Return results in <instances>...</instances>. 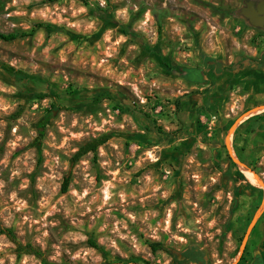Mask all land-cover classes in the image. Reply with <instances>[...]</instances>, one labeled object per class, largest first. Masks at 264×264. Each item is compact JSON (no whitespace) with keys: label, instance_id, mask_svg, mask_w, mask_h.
<instances>
[{"label":"rangeland","instance_id":"obj_1","mask_svg":"<svg viewBox=\"0 0 264 264\" xmlns=\"http://www.w3.org/2000/svg\"><path fill=\"white\" fill-rule=\"evenodd\" d=\"M246 6L0 0L19 36L0 63L29 76L0 66L1 224L62 264H264V29ZM15 249L0 235V264H41Z\"/></svg>","mask_w":264,"mask_h":264},{"label":"trees","instance_id":"obj_2","mask_svg":"<svg viewBox=\"0 0 264 264\" xmlns=\"http://www.w3.org/2000/svg\"><path fill=\"white\" fill-rule=\"evenodd\" d=\"M48 1H53V0H48ZM18 37H19L18 34H14V33L7 34V35L6 34H0V39L5 40V41H14ZM0 66L8 74L17 77L18 79H22L21 77H24V78L29 77L28 74H24L21 71H17L15 68H13L11 66L1 64V63H0ZM190 80L192 82H195V83H203L204 78H203V75L201 72L195 71V72H193V77L190 78ZM44 126H45V124H43V127ZM110 138H111V136H105L101 139L94 140V141L88 143L87 145H85L84 147L80 148L78 150V152L76 153V155L74 156V162H78L83 156L87 155L88 153H96L101 146H103L104 144H106L110 140ZM67 186H68V181H66L64 184V188H63L64 193L67 191ZM0 235L6 236L15 245V247H16L15 254H16L18 259H20L26 255H32L35 258H37L41 264H62V263L50 261L45 256L44 252L41 249L36 248V247L32 246L31 244H23L17 238V236L14 234L13 230L10 228H5L1 224V222H0ZM90 244L93 248L98 250L103 255L104 258H106L108 256L107 252L104 250V248L102 246H100L99 244H97L93 240L90 241ZM151 248H152L154 253L159 251V250H164V247L160 243H153L151 245ZM174 264H182V262L176 261Z\"/></svg>","mask_w":264,"mask_h":264},{"label":"water","instance_id":"obj_3","mask_svg":"<svg viewBox=\"0 0 264 264\" xmlns=\"http://www.w3.org/2000/svg\"><path fill=\"white\" fill-rule=\"evenodd\" d=\"M241 13L251 25L264 29V3H260L255 9L253 2H249L246 8L241 10Z\"/></svg>","mask_w":264,"mask_h":264},{"label":"bare ground","instance_id":"obj_4","mask_svg":"<svg viewBox=\"0 0 264 264\" xmlns=\"http://www.w3.org/2000/svg\"><path fill=\"white\" fill-rule=\"evenodd\" d=\"M247 175H248L250 182L256 184L259 181L258 178L254 174H252L251 172H247Z\"/></svg>","mask_w":264,"mask_h":264},{"label":"flooded vegetation","instance_id":"obj_5","mask_svg":"<svg viewBox=\"0 0 264 264\" xmlns=\"http://www.w3.org/2000/svg\"><path fill=\"white\" fill-rule=\"evenodd\" d=\"M248 2H253L254 8L257 9L260 3H264V0H247V3Z\"/></svg>","mask_w":264,"mask_h":264},{"label":"crops","instance_id":"obj_6","mask_svg":"<svg viewBox=\"0 0 264 264\" xmlns=\"http://www.w3.org/2000/svg\"><path fill=\"white\" fill-rule=\"evenodd\" d=\"M248 83H251L253 81V78L252 76H249L248 79H247ZM250 116V115H249Z\"/></svg>","mask_w":264,"mask_h":264}]
</instances>
